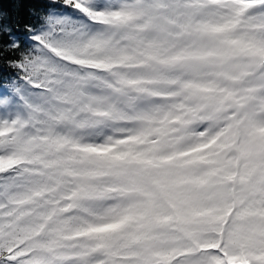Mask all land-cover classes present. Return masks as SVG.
<instances>
[{
  "label": "snow or ice",
  "instance_id": "1",
  "mask_svg": "<svg viewBox=\"0 0 264 264\" xmlns=\"http://www.w3.org/2000/svg\"><path fill=\"white\" fill-rule=\"evenodd\" d=\"M0 264H264V0H0Z\"/></svg>",
  "mask_w": 264,
  "mask_h": 264
}]
</instances>
